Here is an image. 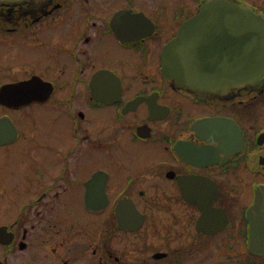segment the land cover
<instances>
[{
    "label": "flooded vegetation",
    "instance_id": "af4514ba",
    "mask_svg": "<svg viewBox=\"0 0 264 264\" xmlns=\"http://www.w3.org/2000/svg\"><path fill=\"white\" fill-rule=\"evenodd\" d=\"M205 1L0 0V264H264V85L161 73Z\"/></svg>",
    "mask_w": 264,
    "mask_h": 264
},
{
    "label": "water",
    "instance_id": "95a60500",
    "mask_svg": "<svg viewBox=\"0 0 264 264\" xmlns=\"http://www.w3.org/2000/svg\"><path fill=\"white\" fill-rule=\"evenodd\" d=\"M237 29L238 43L233 42ZM160 66L175 86L199 99L231 87L260 88L264 85V16L244 4L206 0L164 45ZM37 80L7 85L2 92L23 94L31 88V101H42Z\"/></svg>",
    "mask_w": 264,
    "mask_h": 264
},
{
    "label": "rangeland",
    "instance_id": "374dc122",
    "mask_svg": "<svg viewBox=\"0 0 264 264\" xmlns=\"http://www.w3.org/2000/svg\"><path fill=\"white\" fill-rule=\"evenodd\" d=\"M32 121V130L36 133L35 136L31 139V143L34 144L36 141H42L44 138L43 132L49 129H52L55 134L60 131L63 134H68V128L64 124V121H49L45 116V113H42L40 110H35L32 112L31 116ZM63 139V138H62Z\"/></svg>",
    "mask_w": 264,
    "mask_h": 264
}]
</instances>
